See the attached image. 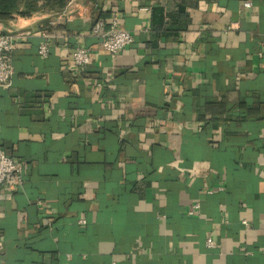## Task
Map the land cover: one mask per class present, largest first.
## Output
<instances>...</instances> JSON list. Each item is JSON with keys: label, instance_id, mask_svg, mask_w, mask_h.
<instances>
[{"label": "crops", "instance_id": "0c3cea01", "mask_svg": "<svg viewBox=\"0 0 264 264\" xmlns=\"http://www.w3.org/2000/svg\"><path fill=\"white\" fill-rule=\"evenodd\" d=\"M99 20L133 44L111 58ZM2 34L0 143L23 181L0 187V264H264V0H72Z\"/></svg>", "mask_w": 264, "mask_h": 264}, {"label": "built area", "instance_id": "2783aa9c", "mask_svg": "<svg viewBox=\"0 0 264 264\" xmlns=\"http://www.w3.org/2000/svg\"><path fill=\"white\" fill-rule=\"evenodd\" d=\"M251 2H246L245 7H251ZM106 27L104 20H99L93 27V36L99 39L102 49L111 57L115 58L122 50L131 46L134 42V36L126 30H122L117 23L113 21L109 31L103 34ZM14 36L11 34L0 35V86L10 84L13 76L12 57L15 49ZM50 50L47 44L39 47V54L46 58L49 56ZM72 64L81 70L87 69L91 64V50L88 47L77 46L72 51ZM2 127L0 125V134ZM23 181V168L16 163L4 150L0 143V187L6 183L12 185H20ZM246 224V222H244ZM207 245L214 247L211 239Z\"/></svg>", "mask_w": 264, "mask_h": 264}, {"label": "trees", "instance_id": "16d2710c", "mask_svg": "<svg viewBox=\"0 0 264 264\" xmlns=\"http://www.w3.org/2000/svg\"><path fill=\"white\" fill-rule=\"evenodd\" d=\"M72 0H0V23L15 18H30L38 13H46L51 17L62 14ZM177 18L186 19L184 6L180 5L174 11ZM173 16L163 7H155L152 10V31L157 36H167L169 20Z\"/></svg>", "mask_w": 264, "mask_h": 264}, {"label": "rangeland", "instance_id": "374dc122", "mask_svg": "<svg viewBox=\"0 0 264 264\" xmlns=\"http://www.w3.org/2000/svg\"><path fill=\"white\" fill-rule=\"evenodd\" d=\"M38 14H43V15H45L46 13H38ZM46 15H48V14H46ZM49 16V18H51V16L50 15H48Z\"/></svg>", "mask_w": 264, "mask_h": 264}]
</instances>
